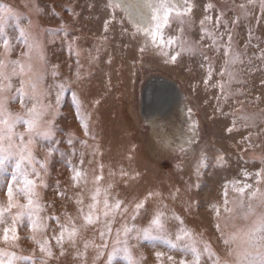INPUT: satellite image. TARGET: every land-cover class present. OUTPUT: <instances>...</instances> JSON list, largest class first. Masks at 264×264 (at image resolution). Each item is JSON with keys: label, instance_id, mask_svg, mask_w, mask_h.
Wrapping results in <instances>:
<instances>
[{"label": "rangeland", "instance_id": "rangeland-1", "mask_svg": "<svg viewBox=\"0 0 264 264\" xmlns=\"http://www.w3.org/2000/svg\"><path fill=\"white\" fill-rule=\"evenodd\" d=\"M188 4L191 13L178 17L174 10L162 29L165 43L154 47L108 0H0V71L8 77L0 78V119L8 118L12 133H24L26 142L24 121H36L26 147L18 135L11 148L0 142L8 149L0 153L7 156L0 205H7L8 184L14 191L23 187L20 173L12 180L21 148L31 154L21 171L36 192L30 209L17 195V207L5 213L0 237L12 216L24 215L15 246L0 241V260L14 253V264H193L198 255L199 264H264V4ZM91 73L102 95L87 94ZM153 73L175 79L183 90L199 135L191 146L152 140L138 102ZM95 104L103 114L93 112ZM120 109L127 132L114 121ZM185 128L192 130V120ZM76 171L83 174L78 180ZM89 213L92 224L85 220ZM158 213L163 232L152 225ZM33 221L41 226L35 231ZM61 225L78 230L74 245L67 233L62 245L53 239ZM45 239L52 256L36 242Z\"/></svg>", "mask_w": 264, "mask_h": 264}, {"label": "snow or ice", "instance_id": "snow-or-ice-1", "mask_svg": "<svg viewBox=\"0 0 264 264\" xmlns=\"http://www.w3.org/2000/svg\"><path fill=\"white\" fill-rule=\"evenodd\" d=\"M249 2H252V0H249ZM184 3L186 5V7H184L182 12H181V10L176 8V5L174 3H172V0H158V2L155 5L149 3L148 6L153 11L152 20L156 21V23H155L154 27L151 29V31L149 29H138V31L142 30L146 35L150 36L151 37V43L154 47H162V45L165 43L164 39H163L162 29H163V27L168 25L170 14L174 10L176 11V15L178 17L186 16L189 13H191L192 7L190 4H188V0H184ZM262 4H264V0H262ZM109 6L110 7H120L119 4H110ZM241 7H243V5H241ZM201 23H203V21H201ZM21 34L22 35L24 34L23 29H21ZM3 43H4L5 50L8 51L9 50L8 41L5 39L3 41ZM167 43L169 45H171L173 43V41L171 39H169L167 41ZM144 50H145V48L142 47L141 51L143 52ZM161 54L164 56L169 55L167 52H163V51H161ZM23 55H28V53H24ZM178 55H179V53H177L175 55H171L169 57L171 62H175ZM226 55H227V53H226ZM13 63L18 64L19 62L14 61ZM4 67H5L4 62L2 60H0V69H3ZM19 67H20V71L23 72L24 66L21 64V65H19ZM28 68L30 70L31 65H29ZM13 74H15V71L13 72ZM0 78H2L4 80L8 79V77L4 75L3 71H0ZM78 79H79V76H78ZM8 87H10V85H8ZM32 88H33V92H35L36 86L33 85ZM61 88H63V86H61ZM221 90H223V86H221ZM3 91H4V88H0V93H2ZM74 97H75V93H74ZM77 101H78V98H77ZM58 102H59V98H57V103ZM78 107H79V101H78ZM28 111H29L30 115L34 114L35 113V106H33V108L29 109ZM2 115H3V99H2V97H0V116H2ZM15 119L20 120L22 118L16 117ZM24 123H26L28 125L27 134L29 136V139L27 142L25 141V134L24 133H19V134H13L12 133L13 125L9 123L8 118L0 119V124H3L6 126V128H0V142L7 140L8 141V147L11 148L13 146V136L18 135L19 143L26 147L27 143H31V133L35 130L36 121L35 120H25ZM83 126H84L85 130L87 131V124H84ZM233 126H235V122H233ZM247 126L248 125L246 124L245 127H247ZM229 131H231V129H229ZM7 151H8V149L4 148L2 146V144H0V153H6ZM30 155H31L30 153H28L27 156L25 155V149L24 148H21L20 151L17 153L18 158L16 160V165H15L16 171L12 176V180L16 181L17 180V174L16 173H20L21 175H23V187L18 188L14 191L13 185L8 184V186H7V197H8L7 205L6 206L0 205V225L5 223V213H10L11 209L13 207H17V203L15 201V197L17 195H23L27 198L28 203H27V205L23 206L24 208L30 209L34 204V197L36 196L35 181L28 179L27 175L22 173V171H21L22 164L24 163V161L26 159L29 158ZM6 159H7L6 155H0V171H3V165H4ZM220 159L222 160L223 158L221 157ZM81 163H83V161H81ZM82 175L83 174L81 172L76 171L73 179L78 180L82 177ZM99 179H101V177L97 176L96 180H99ZM98 191L99 190L97 189V192ZM240 191L243 192V189H240ZM224 195H225V197L227 196L226 191H225ZM93 199L95 200V196H93ZM227 203H228V201H227V199H225V205ZM90 207L94 208V205H91ZM136 207H137V209H139V208L143 207V204L138 203L136 205ZM115 208H117V209L120 208V202L119 201L116 202ZM225 210L229 211L227 208ZM216 212H217V215H219V208H216ZM22 215H24V213L18 212L16 215L11 217V224L9 226L3 228V236L0 237V241H2L3 243H6V244L10 243L13 246H15V242L19 239V236L17 235L16 224ZM28 215L31 216L32 213L29 212ZM105 215H107V213H105ZM161 216H162V214H160V213L156 214V216L152 220V225H154L156 227V229H158L159 231L163 232L165 230V225L161 220ZM85 220L88 224L94 223L91 213H89L87 216H85ZM181 223H183V222L181 221ZM39 227H41V226L38 225L35 221H33V224H32L33 230L35 231ZM60 227H61L60 234L58 236H54L53 239H55L58 244L62 245L63 241L65 239V233H67V239L69 241H71L74 245L76 236L78 234V230L75 227H73L70 231L63 225H61ZM217 229L219 230V224H217ZM109 231H111V229H109ZM10 233H11V235H9ZM146 234H147V230H146ZM100 235L103 236L104 234L100 233ZM190 235L191 234L189 232H183V236H190ZM183 236L177 235L176 239L180 240L183 238ZM232 238L234 239L235 237H232ZM32 239L35 240V236H33ZM36 242L39 244L41 252H45L48 256H52V252H51L50 246H49V241L47 239H45L43 242H40V241H36ZM224 243L228 244L229 240L225 239ZM87 246L88 245L85 244V248H87ZM262 246H264V244H262ZM192 251L195 253L196 249L193 248ZM63 254H64L63 251H61V255H63ZM80 255H83V253H80ZM161 255H162L161 253H157V257H160ZM16 259H18V257H16L15 254L13 253L10 255V258L7 261L0 260V264H14V261ZM168 259L172 260V257H168ZM181 264H185V262H181ZM193 264H199V256L198 255L196 256V259L193 261ZM217 264H219L218 261H217ZM225 264H232V262L225 261Z\"/></svg>", "mask_w": 264, "mask_h": 264}, {"label": "bare ground", "instance_id": "bare-ground-1", "mask_svg": "<svg viewBox=\"0 0 264 264\" xmlns=\"http://www.w3.org/2000/svg\"><path fill=\"white\" fill-rule=\"evenodd\" d=\"M110 4H119L120 14L125 18L128 24L137 31L138 35H143L149 41L151 37L146 35L142 30L151 29L156 21L152 20L153 11L148 6L149 3L155 5L158 0H108ZM172 3L182 8L184 0H172ZM64 59V57H61ZM95 66L92 67L94 71ZM91 78L87 82L86 91L88 95H102L97 89L96 74L91 73ZM89 75L85 78L88 79ZM90 81V82H89ZM85 95V94H83ZM132 95V93H131ZM139 106L142 118L151 131L153 141L157 139L161 144L172 146H191V142L197 139L198 131L193 121L192 113L187 114L186 101L184 93L177 81L163 74H152L145 78L141 85L139 93ZM95 111L103 114L100 107L96 109V104L93 105ZM132 116V111L135 110L133 105L129 107ZM192 120V130H187L186 124ZM116 123L123 128L124 131H129L130 127L123 119V114L120 111L115 116ZM131 139V138H130ZM147 142L148 148H152ZM147 148V149H148ZM72 207V206H70Z\"/></svg>", "mask_w": 264, "mask_h": 264}]
</instances>
